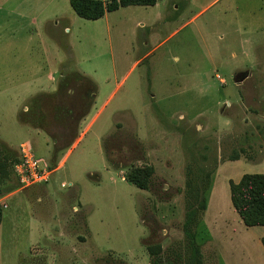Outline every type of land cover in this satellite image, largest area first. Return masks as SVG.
<instances>
[{
	"label": "rangeland",
	"instance_id": "obj_1",
	"mask_svg": "<svg viewBox=\"0 0 264 264\" xmlns=\"http://www.w3.org/2000/svg\"><path fill=\"white\" fill-rule=\"evenodd\" d=\"M53 3L62 12L51 27L62 52L60 68L68 78L76 76L62 81L56 94L25 98L16 107L22 112L27 105L30 123L43 126L53 122L49 116L55 105L57 125L71 123L69 136L54 145L46 131L26 132L14 121L15 106L6 98L0 99V136L9 138L19 156L24 141L35 157L54 166L84 128L76 117L90 106L92 91L97 94L87 120L111 97L47 182L19 184L0 195V264H118L112 259L149 264L145 244L157 241L162 262H176L189 166L217 168L237 151L241 159H261L264 126L259 124L258 136L246 116L262 110V102L246 99L245 114L243 106L234 109L226 101H235L231 67H244L243 48L264 49V0H157L152 6L119 7L96 20L78 16L68 0ZM30 64L25 59L14 69L26 76L34 69ZM249 66L258 68L251 61ZM6 85L0 78V88ZM224 108L228 114L234 111L231 116L241 125L235 138L224 135L233 124L230 115L221 114ZM205 111L207 136L200 127ZM214 129L223 134L217 136ZM104 137L117 167L106 159ZM8 158L4 170L12 173ZM131 163L154 167L148 189L122 177ZM237 170L226 166L217 173L209 202V217L218 215L222 229L231 211L237 215L229 195V179L236 178ZM147 224L155 225L153 232ZM235 227V249L214 228L218 253L204 224L197 237L203 264H264L256 227L241 230L236 222Z\"/></svg>",
	"mask_w": 264,
	"mask_h": 264
},
{
	"label": "crops",
	"instance_id": "obj_2",
	"mask_svg": "<svg viewBox=\"0 0 264 264\" xmlns=\"http://www.w3.org/2000/svg\"><path fill=\"white\" fill-rule=\"evenodd\" d=\"M53 2L54 0H0V67H5V72L0 78L7 82V85L4 88H0V99H11L15 107L16 103L18 104V101L20 102L25 98H33L39 95L56 94L60 90L62 81L66 80L72 82V79L76 76L75 75L74 77L72 76L68 78L70 74H68L66 70L63 71V69L61 70L60 68L63 58L62 52L57 40L54 37L55 33H53V31L51 30V27L57 25V21H53L52 19L54 17L60 18L62 12L54 8ZM14 28H16V34ZM36 38L41 41L37 46L33 44V41L37 40ZM241 53L243 55L242 60L245 64L244 67H238V64H236L234 67H231L234 90L233 95L235 96V101L230 102L229 100H227L226 105H228V107L234 106V109L241 108V106H243V112L245 113V108L247 109L244 104L247 101L246 99L256 97L258 99V102H262V110H259L257 113L250 112L249 115L246 116L249 121V123L247 124H251L250 126L253 127V131L257 132V135L259 136L260 128H262L260 126H264V49L263 51H259L258 47H247L243 48ZM231 55L235 57L236 53L231 52ZM25 59H28V63L32 62V64L30 65L34 64V69L29 71L26 76L23 71L18 72L14 69V67H16V63H23V60ZM35 60H37L38 63L35 64ZM39 60H44V62L41 61V63ZM249 60L253 64L257 65L258 68L255 70L251 69V67L249 66ZM134 65H136V62L133 63V66ZM219 65H223L222 61L221 63H219ZM79 75L84 77L87 76L86 78L93 82L92 79H89L90 77L85 73H80ZM45 83H47L46 86ZM219 83L223 88L227 87L225 78L219 77ZM96 94V90L94 92L92 91L91 95L93 96V100L91 102L89 111L82 118V120H80L81 127L83 126L84 128H81L77 138L71 144L72 146H69L70 148L66 153H64L62 159L58 162L56 161V164H54V166H52L53 163L49 161L48 165L53 169V171L64 162L69 152L71 151V148L83 137L86 130L90 127L93 120L96 118L100 110L105 107V105L108 103L109 98L111 97L110 94L108 98L102 103L98 111L91 117V119L87 120L88 115L93 108ZM15 107H12L13 119L16 123L22 124V128L23 125L26 126V132L27 130L29 131V133L39 131L41 132V130H43L42 132L45 133V130L41 125L35 126L30 123L28 117L29 109L27 105H23L21 109L22 112H18L17 107L16 109ZM224 110L225 108L221 110V114L227 116L230 115L233 121V124L231 125V131L226 132L224 135L229 134L231 135V138H235V136H237L238 132L241 130V125L235 123V118L231 116L234 111H232L231 114H228L225 113ZM205 113L206 111L202 115L205 117V122L204 124H200V127L201 130L206 129L203 135L207 136L211 133L209 132V130H207L208 121ZM23 117H27L28 121H23ZM252 118H254V120L256 119L257 121L253 120L250 122ZM216 131V129L213 130V132H215L214 134L218 133H216ZM222 134L223 133H218L217 136H221ZM259 138L261 139L264 146V134L262 132ZM0 142L5 143L11 148H14V145L12 144V142H10L9 138L0 136ZM21 145H26L28 147V145L24 141L19 144L18 148H20ZM259 157H261V159L257 160V162L241 158L221 161L219 162L218 167L215 169L211 176V184L206 197V208L202 217L201 225L199 226L198 234H200V230L203 229L205 224L210 232L208 234L209 239L214 242L216 251L218 253L221 252V249L218 244L219 242L217 241V233L215 234L213 232L214 228H217L216 231L220 230L223 236L227 237V241L229 242V244L233 243V247H230L229 245L231 249H235L234 243L237 238V227H235V222L237 223L238 228H240L241 226V230L246 227H256L255 230L258 233L257 238L260 240V242L261 238L264 237V225L246 226L233 206L232 207L237 215H235V213L231 211V213L234 215H232L234 218L232 216L226 218L227 229H222L220 228L219 224H217L219 221L217 220L218 215L210 218L208 214L209 202L214 192L217 173L226 166L237 168L238 172L236 174V178L229 179L233 180L234 182H237L245 173H264V158H262L264 157V148L260 151ZM68 184L71 185V183ZM241 221L244 226L240 223Z\"/></svg>",
	"mask_w": 264,
	"mask_h": 264
},
{
	"label": "trees",
	"instance_id": "obj_3",
	"mask_svg": "<svg viewBox=\"0 0 264 264\" xmlns=\"http://www.w3.org/2000/svg\"><path fill=\"white\" fill-rule=\"evenodd\" d=\"M156 2L157 0H108L107 2L103 0H69L71 8L78 16L90 20L101 18L106 12L114 11L119 7L130 5L152 6L155 5ZM89 105L91 106V104ZM90 106L76 117L79 121L88 113ZM66 111L67 113L72 112L67 108ZM56 114L57 111L54 105L52 113L49 116V121L52 119L53 122L46 123L42 126L47 134L54 140V145L58 142V132L60 129L56 123L58 121V119L55 118ZM22 120L26 121L27 118L23 117ZM77 136L78 134H76L73 140L65 145V147H69ZM102 146L109 164L117 167L118 165L111 158L112 154L106 144L105 137L102 140ZM136 148L137 146L135 149ZM3 150L6 151L4 154L2 152ZM54 151H56L55 147ZM1 155L4 158H1ZM8 157L12 158V173H8L4 170L7 161H9ZM238 158L239 153L237 151V153L230 156L229 159L234 160ZM19 160L20 156L13 148L0 142V195H4L14 188V186L20 184L14 172V166ZM216 166L217 165H215L214 168L204 170L197 164H191V166H189L185 182L186 189L184 192L185 212L182 223L183 238L176 242L179 247L177 246V249L173 252L177 257V261H169L168 264H203L204 262L201 245L197 237L206 208V197L211 184V176ZM124 167L129 168V171L124 175L127 182L139 189L149 188L155 172L152 165L137 166L131 163ZM229 190L232 206L243 223L246 226L264 225V173H245L237 182L229 180ZM141 214L143 216L142 212ZM1 217L2 209L0 207V221ZM147 225L149 231L152 230L153 232L155 225ZM261 242L264 247V237L261 238ZM145 247L149 256V264H164L161 259L163 253L162 245L159 241L146 243ZM112 261L113 263L116 261L118 264H126L125 261L120 259H112Z\"/></svg>",
	"mask_w": 264,
	"mask_h": 264
},
{
	"label": "built area",
	"instance_id": "obj_4",
	"mask_svg": "<svg viewBox=\"0 0 264 264\" xmlns=\"http://www.w3.org/2000/svg\"><path fill=\"white\" fill-rule=\"evenodd\" d=\"M20 151V160L14 166V172L16 173L20 184L28 186L47 182L53 171L48 163L35 157L30 148L26 145H21ZM63 185L64 184H62V186Z\"/></svg>",
	"mask_w": 264,
	"mask_h": 264
},
{
	"label": "flooded vegetation",
	"instance_id": "obj_5",
	"mask_svg": "<svg viewBox=\"0 0 264 264\" xmlns=\"http://www.w3.org/2000/svg\"><path fill=\"white\" fill-rule=\"evenodd\" d=\"M63 104L66 105V103H63ZM57 107H59V106H57ZM66 108H68V105H67ZM70 110H71V108H70ZM58 127L60 128L59 129V132H58V136H59L58 137V140L65 139L67 136H69L70 128H71V123H67V124L60 123V125H58Z\"/></svg>",
	"mask_w": 264,
	"mask_h": 264
}]
</instances>
